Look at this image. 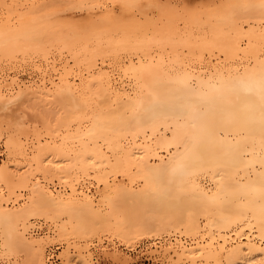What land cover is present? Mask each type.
<instances>
[{
    "label": "bare ground",
    "instance_id": "bare-ground-1",
    "mask_svg": "<svg viewBox=\"0 0 264 264\" xmlns=\"http://www.w3.org/2000/svg\"><path fill=\"white\" fill-rule=\"evenodd\" d=\"M57 1L69 6L95 0H0V59L46 56L57 47L71 53L74 66L83 56L86 67L70 77L73 64L64 61L58 77L43 72L40 82L24 86L36 99L52 98H33V104L53 100L64 108L62 121L43 123L54 128L43 127L50 137L44 142L41 128L24 129L28 114L8 115L21 104L17 98L31 92L0 91V139L7 150L0 159L1 246H28L31 260L23 264H46V238L25 237L33 216L60 222L54 229L58 243L100 233L132 242L172 231L174 241L168 237L150 250L169 257L167 263L264 264V0L189 9L181 29L173 25L176 11L167 12L165 22L156 17V25L155 19L136 23L141 16L123 20L112 6L96 21L91 8L89 20L96 22L88 20L84 31L50 19ZM121 1L131 7L136 0ZM122 51L128 56L116 76L104 61ZM205 52L219 60L202 62ZM97 53L104 57L98 65ZM27 58L31 63L33 57ZM28 133L38 135L30 148L22 142ZM67 251L61 252L65 263L77 262L79 252L73 259Z\"/></svg>",
    "mask_w": 264,
    "mask_h": 264
},
{
    "label": "rangeland",
    "instance_id": "rangeland-1",
    "mask_svg": "<svg viewBox=\"0 0 264 264\" xmlns=\"http://www.w3.org/2000/svg\"><path fill=\"white\" fill-rule=\"evenodd\" d=\"M97 1H98V3L99 4H97ZM112 0H95L94 2H91V3H89V1H86V2H82V3H80L79 2V4H77V5H75V4H73L72 5V3L71 4H69V6H68V4L67 3H64V2H62V1H57V2H55V4L54 5H51V10L49 11L50 12V19L51 20H53V21H60L59 23H65V24H68V25H66V26H71L72 28H76V29H78L79 27H80V31L81 30H85V28L87 27H89V26H87L86 24H88L87 22H88V20H89V13L90 12H92V11H96L95 13L94 12H92L91 14L92 15H90L92 18H94L96 21L98 20V18H95V17H98L99 16V18L101 17L100 15H102L103 13H104V10L105 11H108V10H110V9H112V10H114L113 11V13L114 14H117V17L118 16H121V18L123 19V20H126V19H129V20H131V18H139L140 16H141V18H139V22H136V23H143V22H145V21H149V20H151V22L153 23L154 22V19H155V24L156 25H160V21L159 20H157V19H161V21H164L165 22V18H162L163 16L164 17H166L167 16V12H168V15H170V14H173V12L175 13V11L177 12L175 15L177 16V17H175V15L173 16V17H175V18H173V20H176V21H174L173 23H176V24H173L174 26H176V28H178V29H181V28H183V26H184V19H183V16L184 15H186V14H188V13H192V11L190 10L189 12H187L189 9H196V11L198 12L199 10H208V8H210V7H212L213 5H216L217 3L218 4H221V3H223L222 1L223 0H136L134 3L133 2H131V3H133V4H131V5H134V6H131L130 7V5L129 4H124L121 0H120V2H116V1H118V0H114V1H112ZM96 2V3H95ZM117 3V4H115V3ZM120 5H119V4ZM90 4H94V5H90ZM169 4V6H167ZM209 4H210V6H209ZM218 4L216 5V6H218ZM79 5V6H78ZM80 5H85L84 7H86V5H89V6H91V7H87V8H84V7H80ZM96 5H98V7H99V9L100 10H98V8L96 9ZM116 6V7H114V6ZM122 5H123V7H122ZM205 5V6H204ZM72 6H74V7H72ZM78 6V7H77ZM109 6H112V8H108ZM166 6V7H165ZM172 6V7H171ZM184 6V7H183ZM200 6V7H199ZM205 7V9H204V7ZM216 6H214V7H212V8H215ZM106 7H107V9H106ZM189 7V8H188ZM206 7H208L207 9H206ZM91 8H92V11H90L91 10ZM102 8V9H101ZM114 8V9H113ZM125 8L126 9H128V10H125ZM178 8V9H177ZM186 9L187 8V10H184V9ZM198 8H200L199 10H198ZM203 8V9H202ZM212 8H210V9H212ZM88 9V10H87ZM90 9V10H89ZM165 9H167L166 11H163V10H165ZM169 9V10H168ZM180 9H182V10H180ZM87 10V11H86ZM100 11H103V13L102 12H100V14H99V12ZM161 10V11H160ZM88 11H90V12H88ZM121 11V12H120ZM170 11V12H169ZM196 11L195 12H193V13H196ZM88 12V13H87ZM164 12V13H163ZM181 12V13H180ZM183 12V13H182ZM123 13V14H122ZM144 13H146V14H144ZM161 13H162V16H161ZM185 13V14H184ZM198 13H200V12H198ZM183 14V15H182ZM93 15H94V17H93ZM124 17H126V19L125 18H123V16ZM134 15V16H133ZM145 15H147V16H145ZM91 17H90V20H89V22L92 20V24L94 23V19H91ZM151 17V18H150ZM156 17H157V19H156ZM182 19H181V18ZM55 18V19H54ZM143 18V19H142ZM145 18L146 19H148V20H145ZM150 18V19H149ZM129 20L126 22V23H128L129 22ZM135 20V19H134ZM134 20H132V22L134 21ZM136 20V21H137ZM178 20V21H177ZM56 21V22H57ZM95 21V22H96ZM142 21V22H141ZM178 22V23H177ZM179 22H181V23H179ZM91 23V22H90ZM89 23V24H90ZM134 23H135V21H134ZM146 23V22H145ZM72 24V25H71ZM85 24V26L83 27V25ZM161 24H163V23H161ZM180 24V25H179ZM183 24V25H182ZM74 25V26H73ZM77 26V27H76ZM177 26H180V27H177ZM90 27H91V24H90ZM86 28V29H87ZM92 28H94V27H92ZM99 28H100V26H99ZM98 28V29H99ZM98 29H96V30H98ZM50 47H48V49H49ZM56 48V50H54V47H53V49L51 50V48L48 50V51H52L51 52V54H50V52H48L47 53V55L46 56H43V55H40V54H36L35 55V53L33 54H31V55H33V56H29L30 54H26V56L24 57L23 55H25V54H21V53H16V54H14L15 55V58H12V60H10V58H8V59H6V61H4L3 59H5V58H2V59H0V82L1 81H3V82H1L0 83V91L2 90V91H4V93H5V91H6V93L7 94H9V93H11V90L13 91L12 92V94H16L17 92V90H21V88L22 89H24V90H26V92L28 93V92H31V93H29V94H31V97H29L28 95H26V94H23L22 95V97H20V100L17 98V100H19V101H17L16 100V102H21V104L19 103V106L17 105L16 106V104H15V107H13L12 108V111H9L8 113V115H10L11 116V112H13V111H15V112H13L12 113V115H15L17 112H18V114L17 115H15V116H13V117H15L16 118V116H25V115H27L28 114V116H30V117H33L34 118V120H32L33 122H35L36 123V125L35 124H33V122L32 121H30V119L28 118V116H25V124H24V129H28L29 130V132L30 131H34V128L33 129H31L32 127H38V128H35V130H39V128H41L42 129V131H41V129H40V133L38 132V135H42L43 133H45V135L47 134V130H53L54 128H52V126H50L51 124H53L54 122H52V121H54V120H56V118L57 117H60L59 119H61L60 121H62V119L63 118H61V117H63V116H65V111H64V108H59L58 106H60V105H57V107H56V102L54 103L53 102V100H52V104H53V106H52V104H50V105H48V103L45 105L44 103H42V104H39V105H37V104H35V103H37V102H35L34 100H33V98H34V96H33V94H32V89H29V88H27V87H24L25 85H27V84H30V83H38V82H40L42 79L40 78L41 76H39V75H42L43 74V72H45L46 73V75H47V73H48V75H54L53 76V78H55V77H58V75H59V72L61 73L62 71H63V68H64V66L62 65V64H64V61H66V62H68V63H66V64H68V65H71V64H73L74 63V61L71 59V53L70 54H68L69 52H67L68 50H65V49H63V51H61L62 49H60V53L58 52L59 51V49L57 48V47H55ZM53 50H54V52H53ZM65 50V51H64ZM67 53V54H66ZM123 53V54H122ZM126 52H124V51H122V52H120L119 53V55H117L116 57L115 56H113L112 54V56L110 55V57L108 56V54H107V58L105 57V61H104V57H101L102 56V53H97V55H95V56H99V58H96L95 57V62L97 63V65L98 64H101V62L102 61H104L105 62V64L108 66V65H111V67L110 66H108V68L109 69H111V71L113 72V73H115V75L116 76H118V75H120V76H122V70H120V68H121V64L123 63V62H125V60L127 59V56H128V53H126ZM54 54V55H53ZM55 54L57 55V56H55ZM63 54H65V55H63ZM101 56H100V55ZM23 57H22V56ZM38 55V56H37ZM59 55V56H58ZM63 55V57H61ZM126 55V56H125ZM208 54L205 52L203 55H202V58H201V56H200V58L202 59V60H204V61H202V62H206V63H208V64H212L211 62L213 61L214 63L217 61V60H219L217 57H216V54H214V58H213V54H212V56H207ZM16 56H17V59H16ZM37 56V57H36ZM68 56V57H67ZM105 56V55H104ZM124 56V57H123ZM14 57V56H13ZM18 57H20V58H22V59H20V58H18ZM27 57H30L29 58V60L30 59H32V57H33V59H32V61L30 60V62L31 63H29L27 60H28V58ZM39 57V58H38ZM42 57V58H41ZM54 57H58L57 59H55ZM64 57H65V59H64ZM113 57V58H112ZM119 57H120V59H119ZM122 57H123V60H122ZM209 57H211L210 59H208ZM51 58V59H50ZM69 58V59H68ZM100 58H102L103 60L101 61V59ZM110 58V59H109ZM114 58H116V59H114ZM126 58V59H125ZM195 58V57H194ZM193 58V61H195V62H197V58L196 59H194ZM216 58V59H215ZM36 59H37V61H36ZM40 59V60H39ZM61 60V62L59 61V60ZM64 59V60H63ZM66 59H68V60H66ZM83 59V56H82V58H81V60H80V62H79V65H75L74 66V64H73V73L71 74V76L70 77H76V76H74V74L79 70V68L81 67V69L82 70H84V71H82L81 69L79 70L80 72H82V73H85V71H86V67L84 66V65H82V62L84 61V60H82ZM111 59H112V61H111ZM35 60V61H34ZM43 60V61H42ZM47 60H49V61H47ZM58 60V61H57ZM69 60H71V61H69ZM99 60V61H98ZM115 60V61H114ZM192 60V59H191ZM210 60V61H209ZM7 61H9V62H7ZM55 61H57V62H55ZM101 61V62H100ZM115 62V64H113L114 62ZM209 61V62H208ZM33 62H36L35 64L33 63ZM43 62H45V63H43ZM46 62H48V64H49V66H46L47 64H46ZM70 62V63H69ZM107 62H109V64L107 63ZM112 62V63H111ZM117 62V63H116ZM120 62V63H119ZM60 63V64H59ZM83 63H85V62H83ZM43 64V65H42ZM65 64V66H67ZM118 64V65H117ZM120 64V65H119ZM32 65V66H31ZM36 65H37V68H39V70H37V68H36ZM39 65V66H38ZM60 65V66H59ZM114 65L116 66V67H114ZM53 66V67H52ZM54 66H56V67H54ZM52 67V68H51ZM34 68H36V70L34 69ZM49 68V69H48ZM54 68V69H53ZM85 68V69H84ZM52 69V70H51ZM59 69V70H58ZM75 69V70H74ZM113 69V70H112ZM47 72H46V71ZM56 70L58 71V72H56ZM116 70H117V72H116ZM53 71V72H52ZM74 71H76V72H74ZM78 71V72H79ZM41 72V73H40ZM50 72H51V74H50ZM38 73V74H37ZM44 73V74H45ZM56 73H57V75H56ZM119 73V74H118ZM14 74V75H13ZM118 74V75H117ZM6 75V76H5ZM5 76V77H4ZM19 76V77H18ZM35 76V77H34ZM36 76H38L39 78L37 79V77ZM3 77V78H2ZM5 78V79H4ZM8 80H7V79ZM12 78V79H11ZM17 78V79H16ZM31 78H33V79H31ZM14 79H15V81H14ZM20 79V80H19ZM11 80H13V83L11 82ZM19 80V81H18ZM39 80V81H38ZM9 82H11V83H9ZM6 85V86H2V85ZM16 84H18L19 85V87L18 86H16ZM21 84V85H20ZM24 84V85H23ZM7 85L9 86V89H8V87H7ZM6 87H7V89H6ZM13 87V88H12ZM4 88V89H3ZM20 88V89H19ZM15 90V91H14ZM24 90H23V92H24ZM31 90V91H30ZM1 91V92H2ZM8 91V92H7ZM10 91V92H9ZM26 92H24V93H26ZM29 97V98H28ZM37 97V96H36ZM36 97L34 98V99H36ZM44 98L42 99L41 97H39V98H41V99H39V98H37L38 99V101H42V100H44V102H51V99L52 98H48L47 97V101L45 100L46 99V97L45 96H43ZM30 99H31V101H30ZM36 99V100H37ZM26 100V102L27 103H25L24 101ZM33 100V101H32ZM33 102H35L34 104H33ZM17 103V104H18ZM25 103V104H24ZM32 103V104H31ZM38 103H40V102H38ZM44 105V106H43ZM55 105V106H54ZM20 106H23L24 107V109H20V108H22V107H20ZM50 106V107H49ZM53 107V109H52V107ZM48 107V108H47ZM57 108V109H55V108ZM19 109V110H16V109ZM51 108V109H50ZM55 109V110H54ZM22 110H27L28 111V113H27V111H25L24 113L23 112H21ZM61 112H63L62 114H61ZM20 113H21V115H20ZM24 114V115H23ZM53 114H55V118L54 119H52V115ZM60 114V115H59ZM58 115V116H57ZM12 117V116H11ZM15 118H13V119H15ZM33 118H31V119H33ZM50 118H51V121H49L50 120ZM36 119V120H35ZM28 121H30L29 123H28ZM37 121V122H36ZM46 122H50L51 124H49V125H44L43 123H46ZM40 123V124H39ZM47 123V124H48ZM58 123V121H55V123L53 124V125H55V124H57ZM32 124H33V126H32ZM29 125V126H28ZM39 125V126H38ZM41 125H43V126H41ZM46 127L45 129H47V130H45L43 127ZM47 126H50L51 128H47ZM53 127H55V126H53ZM27 131V130H26ZM28 132V131H27ZM26 132V133H27ZM31 132V133H32ZM42 132V133H41ZM31 133H28L30 136H26V135H28V134H24V135H22V142H24V144H25V147H27V148H30L31 146H32V144L34 145L36 142V137L38 136V135H34V136H32V134ZM34 133V132H33ZM42 135L41 137L42 138H40V139H42L43 140V142L46 140H49L50 139V137L48 136V135ZM26 136V137H25ZM23 137H25V138H23ZM32 137H34V138H32ZM48 139H47V138ZM27 138V139H26ZM1 141H0V159L2 158V159H5L6 158V152H7V150H5L6 149V147H5V142H4V140L5 139H0ZM27 140V141H26ZM26 141V142H25ZM27 142H29V144H27ZM33 142V143H32ZM35 142V143H34ZM27 144V145H26ZM4 154V155H3ZM2 156H4V157H2ZM42 179V178H41ZM205 179V181H207V178H204ZM90 181V184H93L94 185V178H91L90 180H88V182ZM93 181V182H92ZM59 182V181H58ZM57 182V180H54V183H57V184H55L56 186L58 185H62L61 183H58ZM20 202V203H19ZM13 204H14V207L16 206V207H19V206H22L21 205V201H15V202H13ZM12 204V201H10V204H9V206H11V205H13ZM12 208H13V206H12ZM31 219V220H30ZM29 220H28V223L27 224H33V228H32V226H30V225H28V227H27V229L28 230H26L25 232V237L27 238L26 240L27 241H30V240H32V239H35V240H38V239H40V237H41V240H42V238H46V240L44 241V239H43V241H44V243H45V245L43 246L44 247V255H46V259H47V251L50 249V248H54V247H56V246H58V248H57V255H58V257L60 258V263L59 264H66L65 263V261H66V259L64 258L65 256L63 255V256H61V254H63V253H61L64 249L65 250H67L68 249V251H67V253L69 252V254L71 255V257L73 258V259H75L76 258V256H74V255H77V254H75V253H77V252H79L78 253V255H80V258L78 257V258H76L74 261H77V262H72V264H81V262H82V257H84L85 256V260H86V263H84V264H90L91 262H92V264H170L171 262H168L167 263V261H172V260H170L169 259V257H167V256H162V255H160V254H158V253H153L152 254V252H150V250L152 251L154 248H156V245H159V244H162L163 242H165L166 240H168V237H169V240L171 241V240H173L174 241V238H176L177 236H176V234H174L172 231H170V233L168 232V231H165V233H161L160 235H156V233L153 231V232H150V233H148V235L147 234H144V237H140V238H134V240L133 239H130V240H132V242L134 243V241H136L134 244L131 242V241H129L128 242V240L126 241L125 239H123L122 237H120V236H113V235H111V234H105L104 233V235L102 234V233H100L98 236H93V237H90L89 239H88V237L86 238V237H79V238H74V237H72V241H63L62 243L61 242H59L58 243V241L59 240H57L58 238H57V235H56V232H57V230H54V229H57L58 228V225H59V223L58 222H56V224H54V221H51V220H47L46 218H39V217H31ZM31 222V223H30ZM56 226V227H55ZM36 229V230H35ZM53 232V233H52ZM32 233V234H31ZM150 234H154V235H151L150 236ZM166 234V235H165ZM172 234V235H171ZM32 235V236H31ZM55 235V236H54ZM30 236V237H29ZM52 236H53V238H52ZM1 238V237H0ZM51 238L52 240H49V239ZM55 238V239H54ZM71 238V237H70ZM73 238L74 239H76L75 241H73ZM81 238V239H80ZM83 238H86V239H83ZM98 238H99V240H98ZM180 238V237H179ZM182 238L183 239H189V237L188 236H182ZM81 241H80V240ZM83 239V240H82ZM136 239V240H135ZM163 239V240H162ZM166 239V240H165ZM54 240V241H53ZM57 240V241H56ZM88 240V241H87ZM168 240V241H169ZM49 241V242H48ZM53 241V242H52ZM78 241V242H77ZM158 241V242H157ZM161 241V242H160ZM0 242H2V240L0 239ZM50 242H52V243H50ZM69 242V243H68ZM83 242V243H82ZM157 242V243H156ZM58 243V244H57ZM97 243V244H96ZM133 245H132V244ZM16 244H18V243H14L13 245H16ZM70 244V245H69ZM137 244H140V247H136L137 246ZM153 244V245H152ZM156 244V245H155ZM74 245V246H73ZM75 245H76V247H75ZM80 245V247H77V246H79ZM132 245V246H131ZM155 245V246H154ZM18 246H22V247H17V246H15L14 247V249H12L11 251H8L7 249H4L2 246H1V244H0V255H2V256H6L5 258L4 257H2V261H0V264H23V263H26L28 260H31V259H29V256H28V250L26 251L25 249H24V247L26 248V249H28L29 248V252H30V247H28V246H23V245H21V244H18ZM34 246H37V245H34ZM83 246V247H82ZM87 246H88V248H90V249H88L87 248ZM105 246V247H104ZM2 247V248H1ZM12 247V246H11ZM11 247L9 248V249H11ZM2 249V250H1ZM81 249H84L83 251L81 250ZM85 249H87V250H85ZM3 250H6V252L5 251H3ZM115 250V251H114ZM120 250V251H119ZM3 253H2V252ZM96 251H98V252H96ZM90 254H89V253ZM103 252V253H102ZM115 253V254H110V253ZM6 255H5V254ZM118 253H119V255H118ZM83 254V255H82ZM88 254H89V256H88ZM156 254V255H155ZM91 255V256H90ZM111 255H114V257H117V259H115L113 256H111ZM118 255V256H117ZM160 255V256H159ZM162 256V257H161ZM1 257V256H0ZM68 257H70L69 255H68ZM113 257V258H112ZM166 257H167V259H169V260H167L166 259ZM30 258H31V254H30ZM71 260V259H70ZM80 260H81V262H80ZM71 261H73V260H71ZM71 261H69V262H71ZM79 261V262H78ZM199 261V260H198ZM30 262V261H29ZM69 262L67 263V264H69ZM90 262V263H89ZM29 264V263H28ZM30 264H32V263H30ZM46 264H47V260H46ZM82 264H83V262H82ZM172 264H182V262H179V263H173L172 262ZM188 264V263H187ZM196 264H208V263H205V262H196ZM209 264H213L212 262H209Z\"/></svg>",
    "mask_w": 264,
    "mask_h": 264
},
{
    "label": "built area",
    "instance_id": "built-area-1",
    "mask_svg": "<svg viewBox=\"0 0 264 264\" xmlns=\"http://www.w3.org/2000/svg\"><path fill=\"white\" fill-rule=\"evenodd\" d=\"M36 230V229H35ZM137 248L140 247V244H137ZM57 248L58 246L54 248H50L47 251V264H59L60 263V258L57 255Z\"/></svg>",
    "mask_w": 264,
    "mask_h": 264
}]
</instances>
